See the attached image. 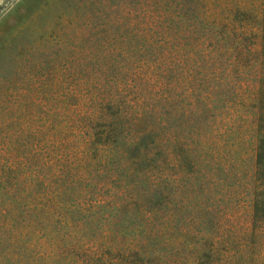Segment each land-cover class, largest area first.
I'll return each mask as SVG.
<instances>
[{"label": "rangeland", "instance_id": "obj_1", "mask_svg": "<svg viewBox=\"0 0 264 264\" xmlns=\"http://www.w3.org/2000/svg\"><path fill=\"white\" fill-rule=\"evenodd\" d=\"M245 2L260 20L262 0ZM210 20L202 0H0V264H44L31 242L65 239L67 221L98 242L116 213L99 196L113 205L117 186L138 193L123 205L145 220L138 205L165 186L251 204L252 108L229 141L238 163L195 156L191 80L209 64L194 48Z\"/></svg>", "mask_w": 264, "mask_h": 264}, {"label": "trees", "instance_id": "obj_2", "mask_svg": "<svg viewBox=\"0 0 264 264\" xmlns=\"http://www.w3.org/2000/svg\"><path fill=\"white\" fill-rule=\"evenodd\" d=\"M202 1L211 17L206 27H202L211 29L212 35L200 37L194 48L209 64L206 75L200 73L201 78L191 80L197 98L191 103H195L194 131L198 139L195 156L222 158L225 164L238 163L239 150L230 146L229 141L247 125L241 108H252L256 117L251 204L228 188L221 190L220 186H165L157 191L154 201L138 205L140 213L150 216L145 220L139 214L131 216L123 205L129 200L136 203L138 193L117 186L108 192L113 205L111 200L103 204L107 194L99 196L97 207L101 214L106 216L110 208L116 213L110 214L111 223L101 225V229H106L98 242L78 234L67 221L65 239L31 242L38 261L44 264H264V0L260 20L245 0ZM225 87L234 91L238 105L222 97L221 90ZM114 134L118 148L121 143L118 123ZM194 173L197 175V168Z\"/></svg>", "mask_w": 264, "mask_h": 264}]
</instances>
